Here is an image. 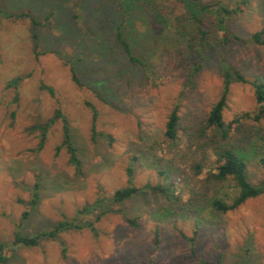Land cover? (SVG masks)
I'll list each match as a JSON object with an SVG mask.
<instances>
[{
  "label": "rangeland",
  "instance_id": "obj_1",
  "mask_svg": "<svg viewBox=\"0 0 264 264\" xmlns=\"http://www.w3.org/2000/svg\"><path fill=\"white\" fill-rule=\"evenodd\" d=\"M219 1L231 7L238 0ZM1 4L10 11L29 9L42 22L36 56L29 20L0 19V243L10 252L6 264H198L181 235L191 236L194 230L195 253L211 264H264V192L221 213L202 199L196 203L188 189L181 196L185 208L181 210L146 187L161 181L158 170L166 161L179 160L175 153L182 152L186 137L193 145L197 142L196 132L223 89L222 60L249 81L264 82V47L251 41V34L264 27V0H246L241 12L227 21L228 31L237 38L223 44L211 33L197 38L193 46L188 34L157 27L141 2L131 6L126 21L111 0H1ZM194 25L188 22L190 32ZM118 27L148 73L129 62L116 43ZM71 68L81 85L72 80ZM17 76L22 77L17 87L8 85ZM42 84L52 87L54 95ZM178 98L182 142L173 148L163 132ZM86 101L97 110L94 132ZM56 108L68 119L80 172L68 163L64 148L56 152L62 138L60 121L49 129L43 147L36 149L38 135L29 127ZM256 109L249 82L230 84L224 122L243 112L253 115ZM258 125L264 127V119ZM261 134L256 149L247 153V177L264 189L260 161L264 131ZM213 159L207 152L204 164L211 165ZM128 165L139 191L121 208L136 219V227L109 212L96 222L97 235L88 229L61 233L64 254L55 239H43L33 247L12 245L14 230L28 234L50 227L73 217L85 203L125 186ZM35 181L40 184V199L21 221L27 207L19 200L29 199L26 186ZM218 186L226 199L236 194L232 181Z\"/></svg>",
  "mask_w": 264,
  "mask_h": 264
},
{
  "label": "trees",
  "instance_id": "obj_2",
  "mask_svg": "<svg viewBox=\"0 0 264 264\" xmlns=\"http://www.w3.org/2000/svg\"><path fill=\"white\" fill-rule=\"evenodd\" d=\"M121 13L122 21H126L130 15L129 11L135 2H141L151 13L153 23L161 29H172L178 34L189 35V45L196 44L197 38L204 39L209 34L214 33L218 37V42L227 43L230 38H237L227 29V21L234 18L242 8L240 5L246 0H238L233 6H228L219 0L211 3H200L197 0H111ZM47 15L46 19H48ZM8 18L12 20L27 19L30 22V37L33 44V51L38 55L39 44L38 27L42 22L37 19L29 9L21 11L7 10L0 0V19ZM188 22H193L195 30L190 32L187 28ZM205 28H202V27ZM115 41L127 56L129 62L140 65L148 73L147 65L132 52L131 46L120 27L115 32ZM251 41L264 47V27L251 34ZM220 72L223 79V89L217 101L211 106L206 118L196 132L198 137L195 145L189 142L190 136L186 137L185 147L181 148L178 155L179 160L175 163L172 158L166 161L165 166L158 170L160 182L156 185H146L155 193H160L168 201L177 203L179 209H185L180 204L183 192L188 189L190 197H195V202L203 200L215 211L225 213L237 208L247 199L255 198L264 192L261 186L255 185L247 177V153L255 146L260 138L263 139L264 127L258 125L264 119V82L254 79L249 81L237 68L221 61ZM72 80L81 85L76 72L71 68ZM22 77L17 76L8 82V85L17 87ZM249 82L253 87L254 98L257 109L252 115L243 112L235 116L230 122L223 120V110L226 107L227 94L230 84ZM42 89H46L50 95H54L53 88L42 84ZM180 98V97H179ZM179 98L173 104L164 126V138L177 148L182 142L179 128ZM92 113V132H94V122L97 110L90 102H85ZM251 119L253 122H250ZM60 121L61 143L56 146V152L64 148L68 155V163L73 166L76 172L81 171V160L75 146L68 119L60 108H56L52 115L41 122H37L29 127L30 131L37 132V150L41 149L46 141L49 129ZM109 141L111 136L107 135ZM195 146V147H194ZM207 152H211L214 159L211 165L204 164ZM173 154V155H175ZM135 159V157H134ZM264 167V158L260 159ZM180 164L184 166L181 167ZM205 170V175H199ZM127 184L115 189L110 195H100L93 202L85 203L77 208L71 218H62L52 226L36 231L34 233H21L14 230L12 236L13 246L33 247L39 245L43 239L60 240V234L67 231H79L88 229L93 235H97L96 222L105 214L119 213L123 221L132 227H136V219L127 216L121 208L122 203L135 195L139 188L133 183V168L128 165L126 168ZM232 181L236 186V194L230 199L221 196L220 186L225 182ZM30 190V197L27 200L20 199V203L27 207L22 212L21 221L26 219L31 210L38 203L40 184L35 181L32 185L26 186ZM191 199V198H190ZM194 206V202L190 201ZM191 206V207H192ZM189 245L190 252L198 264H211L209 260L200 257L195 253V238L197 231L194 230L191 236L181 233ZM62 253L65 251V243L60 240ZM158 233L155 232L154 248L158 249ZM10 257V252L5 249V245L0 243V264H6Z\"/></svg>",
  "mask_w": 264,
  "mask_h": 264
}]
</instances>
